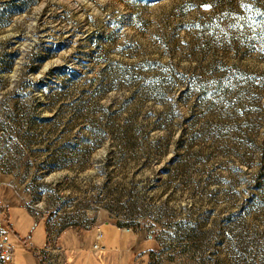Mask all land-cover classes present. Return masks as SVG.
Masks as SVG:
<instances>
[{"label": "rangeland", "instance_id": "1", "mask_svg": "<svg viewBox=\"0 0 264 264\" xmlns=\"http://www.w3.org/2000/svg\"><path fill=\"white\" fill-rule=\"evenodd\" d=\"M21 206L264 264V0H0V223L37 242Z\"/></svg>", "mask_w": 264, "mask_h": 264}, {"label": "crops", "instance_id": "2", "mask_svg": "<svg viewBox=\"0 0 264 264\" xmlns=\"http://www.w3.org/2000/svg\"><path fill=\"white\" fill-rule=\"evenodd\" d=\"M18 210L17 217L23 212H26L28 218L37 221L35 230L39 227V221L44 222L38 231L39 240L37 242L32 235H28L30 233L33 234V232H26L25 235L31 236L36 246H43L51 236H56L58 242L65 248L66 264L137 263L135 250L138 248L139 241L136 239L135 234L127 231L124 227H120L109 221L90 226L77 224L67 225L62 222L58 223V221L54 222L51 219L44 218L43 216H40L41 214H34L26 207L21 206ZM9 222L11 227L9 233L12 232L16 238L23 241L25 235H21L15 229L12 222ZM98 228H100L102 232L101 239L99 240L101 247L100 249H94L93 245L97 239ZM105 233L106 237H104ZM21 243L16 246L11 264H41L35 253ZM1 263L2 260L0 256V264Z\"/></svg>", "mask_w": 264, "mask_h": 264}, {"label": "built area", "instance_id": "3", "mask_svg": "<svg viewBox=\"0 0 264 264\" xmlns=\"http://www.w3.org/2000/svg\"><path fill=\"white\" fill-rule=\"evenodd\" d=\"M97 239L93 245L94 249H100L99 240L101 239L102 232L98 228ZM10 225L6 220L0 223V256L1 264H11L16 246L8 241V234ZM23 244L28 249L32 250L38 257L41 264H66L65 248L58 242L56 236H51L50 239L43 246H36L31 236L23 239Z\"/></svg>", "mask_w": 264, "mask_h": 264}, {"label": "trees", "instance_id": "4", "mask_svg": "<svg viewBox=\"0 0 264 264\" xmlns=\"http://www.w3.org/2000/svg\"><path fill=\"white\" fill-rule=\"evenodd\" d=\"M120 227H122V225H119ZM11 228V227H10Z\"/></svg>", "mask_w": 264, "mask_h": 264}]
</instances>
